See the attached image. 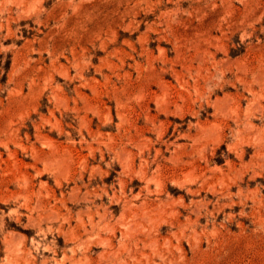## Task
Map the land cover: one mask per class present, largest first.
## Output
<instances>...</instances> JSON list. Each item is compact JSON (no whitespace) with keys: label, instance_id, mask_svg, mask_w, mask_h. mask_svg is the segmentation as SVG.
Masks as SVG:
<instances>
[{"label":"rangeland","instance_id":"1","mask_svg":"<svg viewBox=\"0 0 264 264\" xmlns=\"http://www.w3.org/2000/svg\"><path fill=\"white\" fill-rule=\"evenodd\" d=\"M0 264H264V0H0Z\"/></svg>","mask_w":264,"mask_h":264}]
</instances>
